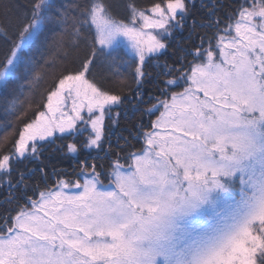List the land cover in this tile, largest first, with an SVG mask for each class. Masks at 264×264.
Segmentation results:
<instances>
[{
  "label": "snow or ice",
  "instance_id": "1",
  "mask_svg": "<svg viewBox=\"0 0 264 264\" xmlns=\"http://www.w3.org/2000/svg\"><path fill=\"white\" fill-rule=\"evenodd\" d=\"M194 8L0 0L5 114L40 79L50 32L65 57L82 53L0 147V264H264V0ZM186 29L189 47L176 39ZM128 110L139 119L113 144ZM57 140L77 168L50 184L28 164Z\"/></svg>",
  "mask_w": 264,
  "mask_h": 264
},
{
  "label": "trees",
  "instance_id": "2",
  "mask_svg": "<svg viewBox=\"0 0 264 264\" xmlns=\"http://www.w3.org/2000/svg\"><path fill=\"white\" fill-rule=\"evenodd\" d=\"M10 2L13 5H22L26 3V0H10ZM60 2L67 3V0H60ZM151 2L152 0H136V3L141 6H147ZM204 2L208 3V0H204ZM212 2H215V0H212ZM222 2H231V0H222ZM200 4L201 0H195V8L193 11L197 17L203 14ZM205 31L207 30L197 29V32L200 33ZM54 35V33L50 32L42 46L44 57L40 60L41 66L38 69L40 72V79L32 81L31 84L25 83L23 94L20 95L22 103L18 106L16 113L7 115L5 114L3 108L0 107V147L10 146L11 142L17 138L18 132L22 128L23 123L27 122L32 117L33 110L36 105L46 98L47 91L51 89L57 78L60 77L62 73H65L66 70L73 69L78 66V60L82 56V53L80 51H73L71 56L65 57L64 52L53 42ZM188 37L189 31L186 29L185 31L178 33L176 39L181 42L183 47H189L195 40V36H193L192 41H190ZM171 56L172 49H169L168 54L161 58V63H163L165 59H170ZM120 71L125 77H128L129 80L131 79L130 74L133 71L132 68L121 67ZM147 71L152 73L154 76L158 69L150 64ZM94 75L97 79H101L105 75L111 77V73L106 67H97L94 70ZM106 86L114 87L113 84H107ZM145 92H156L152 83L145 84ZM29 105H31V107ZM138 119L139 113H133L131 110H128L126 115L122 114L119 129L114 130L115 135L112 137L113 144H115L116 135L120 134V130L128 128L131 123L136 122ZM144 123H148V118H144ZM124 135H127V132H124ZM5 137H7L9 145H5L6 142H3ZM64 143H66V141L57 140L55 145H46L40 161L28 164L29 168H44L47 173L46 180L50 184L55 182L58 174H63L65 175V178L69 179L75 178L74 170L77 168V158L72 157L71 155H65L64 153L56 150L57 146ZM84 155H88V153H84ZM95 155L96 153L92 152L89 158L91 159V157ZM102 155L103 153H101V156ZM80 158L82 159L83 156ZM99 162L100 161H98V163ZM20 167H23V165H20ZM43 182L44 181L42 180L41 173L39 171H37L35 176L32 177V180L30 181V183H40L41 185Z\"/></svg>",
  "mask_w": 264,
  "mask_h": 264
},
{
  "label": "bare ground",
  "instance_id": "3",
  "mask_svg": "<svg viewBox=\"0 0 264 264\" xmlns=\"http://www.w3.org/2000/svg\"><path fill=\"white\" fill-rule=\"evenodd\" d=\"M3 142H4V143L6 142L5 145H9V142H8L7 139H4Z\"/></svg>",
  "mask_w": 264,
  "mask_h": 264
}]
</instances>
